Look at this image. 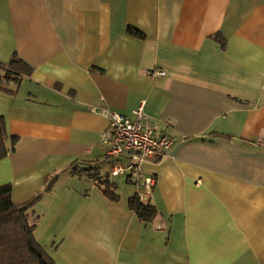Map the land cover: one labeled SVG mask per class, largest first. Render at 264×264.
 I'll return each instance as SVG.
<instances>
[{"label":"crops","instance_id":"obj_1","mask_svg":"<svg viewBox=\"0 0 264 264\" xmlns=\"http://www.w3.org/2000/svg\"><path fill=\"white\" fill-rule=\"evenodd\" d=\"M13 56L30 70L0 88L6 146L17 136L0 185L15 203L42 192L34 236L57 264H264V0H0V63ZM140 102L172 137L143 165L146 222L108 176L93 109Z\"/></svg>","mask_w":264,"mask_h":264},{"label":"trees","instance_id":"obj_2","mask_svg":"<svg viewBox=\"0 0 264 264\" xmlns=\"http://www.w3.org/2000/svg\"><path fill=\"white\" fill-rule=\"evenodd\" d=\"M128 34L142 38L143 33L135 27L128 25ZM25 63L13 56L7 63H0V88L7 91L3 82L10 80L18 82L21 75L29 73L30 67L23 69ZM11 94L14 91H7ZM6 128L4 118L0 115V160L9 151L14 150L17 136H10L11 145L6 146ZM71 171L77 169L70 167ZM54 177L45 179V190L50 189ZM104 185V193L115 200L117 198L113 184L108 180H101ZM41 193H37L29 200L22 203H15L11 198V184L0 185V264H57L46 249L37 241L34 236L36 217L31 218V207L39 199ZM128 207L142 221H151L156 215L155 207L148 201H143L137 194L130 197Z\"/></svg>","mask_w":264,"mask_h":264},{"label":"built area","instance_id":"obj_3","mask_svg":"<svg viewBox=\"0 0 264 264\" xmlns=\"http://www.w3.org/2000/svg\"><path fill=\"white\" fill-rule=\"evenodd\" d=\"M156 73L164 74L162 70ZM93 109L103 114L108 121L100 134L105 155L111 160L108 176H124L136 187L138 196L149 198L156 179L154 175L145 173L143 165L148 160L166 154L172 137L166 132L155 131L154 121L144 112L143 102L129 114L108 106ZM97 183L102 184L101 181Z\"/></svg>","mask_w":264,"mask_h":264},{"label":"rangeland","instance_id":"obj_4","mask_svg":"<svg viewBox=\"0 0 264 264\" xmlns=\"http://www.w3.org/2000/svg\"><path fill=\"white\" fill-rule=\"evenodd\" d=\"M105 159L108 160V161H110V157L105 156ZM122 180H123V179H122ZM37 193H42V192H37ZM37 193H36V194H37ZM35 219H36V221H37V219H38V215H36V218H35Z\"/></svg>","mask_w":264,"mask_h":264}]
</instances>
